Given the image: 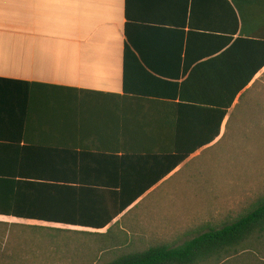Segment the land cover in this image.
<instances>
[{
	"label": "crops",
	"instance_id": "1",
	"mask_svg": "<svg viewBox=\"0 0 264 264\" xmlns=\"http://www.w3.org/2000/svg\"><path fill=\"white\" fill-rule=\"evenodd\" d=\"M196 1L200 28L190 25L192 0H0V209L11 181H74L84 151L126 160L134 182L123 188L147 189L110 225L138 247L173 244L183 223L203 220L201 207L218 199L212 153L264 68L219 127V108L183 84L189 30L221 34L219 7ZM126 25L134 54L125 61ZM191 147L199 148L172 170L174 151ZM83 168L96 182L108 165Z\"/></svg>",
	"mask_w": 264,
	"mask_h": 264
},
{
	"label": "trees",
	"instance_id": "2",
	"mask_svg": "<svg viewBox=\"0 0 264 264\" xmlns=\"http://www.w3.org/2000/svg\"><path fill=\"white\" fill-rule=\"evenodd\" d=\"M197 2H191L190 25L200 28L198 22H192ZM213 3L222 11L221 34L189 30L187 78L183 84L219 108L220 127L237 96L264 68V0ZM125 34L126 61L128 55L134 54L127 25ZM235 34L238 37L232 40ZM198 148L174 151L170 158L172 170ZM116 159L83 151L76 154L79 170L74 181L24 180L6 184L10 202L8 208L0 209L2 216L83 230L108 229L99 233L0 223V227H10L18 233L14 247L0 251V264H28L29 259H42L46 264H264V202L234 222L202 232L181 246L166 241L138 247L139 239L129 237L118 224L110 225L147 189L123 188V183L134 181L126 177V160ZM99 162L108 165L105 176L96 182L85 180L83 166ZM146 183L151 186V181Z\"/></svg>",
	"mask_w": 264,
	"mask_h": 264
},
{
	"label": "rangeland",
	"instance_id": "3",
	"mask_svg": "<svg viewBox=\"0 0 264 264\" xmlns=\"http://www.w3.org/2000/svg\"><path fill=\"white\" fill-rule=\"evenodd\" d=\"M210 160L215 170L211 177L218 184L210 193L217 194L218 199H209L208 205L201 207L205 211L202 221L183 223L177 236L171 238L173 246H181L202 232L234 222L259 202H264V74L236 102L226 138L214 150ZM0 223L87 231L5 219H0ZM17 236L16 230L0 227V251L13 248ZM36 261L29 259L28 264H46L42 259Z\"/></svg>",
	"mask_w": 264,
	"mask_h": 264
}]
</instances>
